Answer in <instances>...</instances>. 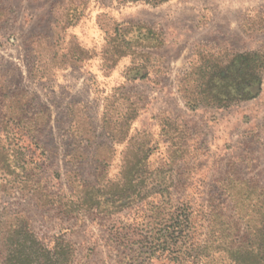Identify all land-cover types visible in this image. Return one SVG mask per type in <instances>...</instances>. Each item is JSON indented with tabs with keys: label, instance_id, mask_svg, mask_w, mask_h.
Returning a JSON list of instances; mask_svg holds the SVG:
<instances>
[{
	"label": "rangeland",
	"instance_id": "rangeland-1",
	"mask_svg": "<svg viewBox=\"0 0 264 264\" xmlns=\"http://www.w3.org/2000/svg\"><path fill=\"white\" fill-rule=\"evenodd\" d=\"M256 52L264 0H0V149L14 171L0 166V182L31 188L0 193V264L7 234L27 231L72 245L71 264H208L196 243L212 250L227 220L245 231L225 187L264 191V69L259 94L228 108L186 106V75ZM127 155L150 171L139 196L58 210L103 168L120 181ZM45 193L57 205L36 208ZM181 210L190 225L175 241Z\"/></svg>",
	"mask_w": 264,
	"mask_h": 264
},
{
	"label": "trees",
	"instance_id": "trees-1",
	"mask_svg": "<svg viewBox=\"0 0 264 264\" xmlns=\"http://www.w3.org/2000/svg\"><path fill=\"white\" fill-rule=\"evenodd\" d=\"M125 1L137 2L139 0ZM143 1L156 6L167 0ZM209 61L205 57L203 65L190 69L186 75L190 80L183 89L186 106L194 108L199 103H206L211 108H228L231 104L250 100L259 94L260 74L264 69V54L260 52L238 54L233 57L229 64L226 63L222 66H211L207 64ZM236 82L237 86H234L233 84ZM132 156H135V158L131 159V155L126 157L127 162L130 159L132 160L128 162L131 166L121 167L120 181L106 178L104 174L107 171L103 168L98 173V178L92 186L88 185L87 188L80 190L71 186L70 191L72 193L62 194L63 201L60 202L59 207L61 208H58V210L60 212L62 210L65 216L77 212H83V214L88 212L98 213L104 204L114 206L116 203L126 202L133 196H139L141 191L145 189L143 183L147 180L148 176L146 175H150V171L148 168L141 166H132L133 161L138 157L136 155ZM11 157L12 155L8 150L0 149L1 170L13 179L14 171L11 170L13 162L9 160ZM143 175H145L144 178H142ZM30 189L29 185L23 183L17 185L12 181L8 183L0 182V193L5 195L14 192L22 194L27 191L29 194ZM225 189L232 196L233 209L245 225V231L240 232L236 224L233 225L227 220L231 231L226 234L213 235L216 246L212 250L205 249L196 243L194 246L197 249L194 250V253L197 257L205 253L204 257L210 259L208 264H224L223 262L225 264H264V191L258 186L249 185L245 182H240L238 185L228 184ZM73 192L74 196H77L75 200L73 199ZM35 202L37 204L36 208L42 210H48L57 205L52 200L51 195H46V193L43 195V199L40 197ZM214 217L224 218L221 215L212 216V218ZM176 219L171 228L167 229L177 231L173 239L178 241L180 237H186L184 231L188 229L190 224L188 222L189 218L184 215L183 210L179 211ZM28 232L7 234L4 239L6 257L3 264L72 263L74 255L72 245L61 241L60 243L54 242L51 247H48ZM18 235L20 236L17 237ZM206 251L208 252L206 253ZM216 257H218L217 260ZM219 257H222V259H219Z\"/></svg>",
	"mask_w": 264,
	"mask_h": 264
}]
</instances>
